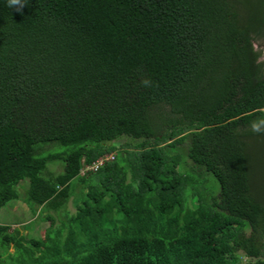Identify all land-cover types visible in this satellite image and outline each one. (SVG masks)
<instances>
[{"label": "trees", "instance_id": "1", "mask_svg": "<svg viewBox=\"0 0 264 264\" xmlns=\"http://www.w3.org/2000/svg\"><path fill=\"white\" fill-rule=\"evenodd\" d=\"M21 2L0 0V208L20 199L49 232L0 225V264H264L244 141L264 136L255 0Z\"/></svg>", "mask_w": 264, "mask_h": 264}, {"label": "rangeland", "instance_id": "2", "mask_svg": "<svg viewBox=\"0 0 264 264\" xmlns=\"http://www.w3.org/2000/svg\"><path fill=\"white\" fill-rule=\"evenodd\" d=\"M251 128V127H250ZM252 129V128H251ZM253 130V129H252ZM125 138L118 139L113 142L114 146L120 145ZM245 141V152L248 156L247 161V171H248V182H249V194L256 201L264 204V136L262 138H246ZM187 145V141H183L181 144L176 146V150L173 153H179L183 158L181 160V169L184 170H194L192 168L191 163L185 158V148ZM44 147V146H43ZM51 150L47 152H55L61 150V148L56 147L55 145L51 146ZM44 154V153H43ZM98 160V158H97ZM59 162L49 163L47 168L51 171H57L59 169ZM195 171V170H194ZM199 172V171H198ZM200 180L204 185V188H209V191L213 195L218 193V184L215 179L208 173L201 174ZM27 188V180H22L16 186V191H23V194ZM201 189V188H200ZM188 206H191V202ZM38 209H35V213ZM64 210L68 213L74 212V205L72 202V198H70L64 207ZM52 214L54 217L60 218L61 211L53 212L47 211ZM31 214L25 204L20 200H12L9 201L6 205L0 208V225H9L10 231H14V233L18 236H26L43 238L44 234L49 232L48 230V222L38 219L37 214ZM244 235H249V229H244ZM13 249L11 245H9L7 252L12 253ZM239 255V259L241 262H246L247 259L241 255L240 252L237 253Z\"/></svg>", "mask_w": 264, "mask_h": 264}, {"label": "flooded vegetation", "instance_id": "3", "mask_svg": "<svg viewBox=\"0 0 264 264\" xmlns=\"http://www.w3.org/2000/svg\"><path fill=\"white\" fill-rule=\"evenodd\" d=\"M256 4L253 7V13L251 17L253 18L252 23L255 19L261 21L258 26H256L252 33H250L252 55L254 57V63L258 65L259 72L264 75V0H255ZM264 112V108L261 109Z\"/></svg>", "mask_w": 264, "mask_h": 264}, {"label": "clouds", "instance_id": "4", "mask_svg": "<svg viewBox=\"0 0 264 264\" xmlns=\"http://www.w3.org/2000/svg\"><path fill=\"white\" fill-rule=\"evenodd\" d=\"M8 2V6L12 7V6H19L17 7V11H21L24 4L21 2V0H7ZM141 84L144 86H150L151 82L149 79H142L141 80ZM264 124V121H259V122H254L252 124V129L254 132L260 133L262 131L261 125Z\"/></svg>", "mask_w": 264, "mask_h": 264}, {"label": "built area", "instance_id": "5", "mask_svg": "<svg viewBox=\"0 0 264 264\" xmlns=\"http://www.w3.org/2000/svg\"><path fill=\"white\" fill-rule=\"evenodd\" d=\"M109 159H111V157H109V156H106V157H104V158H98V160L96 159V161L92 164V165H90V166H85L84 167V169L82 170V171H88V170H95L96 168H97V166H99L100 164H102L104 161H107V160H109ZM81 173H83V172H81Z\"/></svg>", "mask_w": 264, "mask_h": 264}]
</instances>
